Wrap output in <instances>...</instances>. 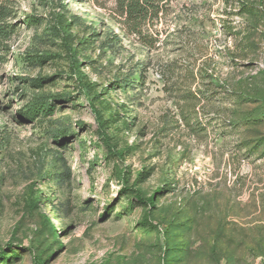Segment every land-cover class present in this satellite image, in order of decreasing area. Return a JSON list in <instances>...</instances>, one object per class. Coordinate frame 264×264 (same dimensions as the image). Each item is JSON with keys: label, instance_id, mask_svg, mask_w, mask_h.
I'll use <instances>...</instances> for the list:
<instances>
[{"label": "rangeland", "instance_id": "rangeland-1", "mask_svg": "<svg viewBox=\"0 0 264 264\" xmlns=\"http://www.w3.org/2000/svg\"><path fill=\"white\" fill-rule=\"evenodd\" d=\"M2 4L16 30L0 55L10 264H264V0H172L143 29L151 44L127 33L118 0ZM39 95L62 98L24 121ZM92 105L118 114L111 147Z\"/></svg>", "mask_w": 264, "mask_h": 264}, {"label": "trees", "instance_id": "trees-1", "mask_svg": "<svg viewBox=\"0 0 264 264\" xmlns=\"http://www.w3.org/2000/svg\"><path fill=\"white\" fill-rule=\"evenodd\" d=\"M172 0H118V11L122 17L123 24L127 30V33L137 37V39L144 44H151V42H147V38L144 35L143 29L145 26L154 23L155 20L160 19V14H164L166 12L168 6L170 5ZM11 17V10L7 5H0V55L6 50L5 43L11 38V36L16 32L15 26L13 24L8 23V18ZM25 23L28 26H35L39 24V20L34 17H28ZM152 42L156 40H151ZM36 61L39 65H44L50 59L48 56H36ZM73 62L72 67L75 69L76 74L79 75V82L83 86V92L87 93L88 96L95 95L92 101H100L104 94H98L95 89V85H92L88 82L85 77V74H82L80 71L81 64L76 62V59L72 56ZM52 78H39L37 80L30 81V85L34 88L42 89L45 87L47 82L52 81ZM130 86V81H116L111 84L110 90H124L125 88ZM109 91L106 90V92ZM61 96H46L39 95L34 97V100L27 106L26 110L23 111V119L26 122H34L39 117H48L51 116L55 111V103L60 101ZM93 110L97 119L99 120V124L102 129V140L107 147H111V136L107 132L109 130V122L115 121V117L118 116L116 112H113V107L108 106V110L110 111V116L108 120H105L103 114L96 109L95 105H92ZM60 132V133H59ZM57 137L63 136L66 137L68 131L64 130L61 132L60 130L57 132ZM56 137V138H57ZM132 191V190H126ZM159 192L157 191L154 196H152L149 200H144L141 197V194L135 192L136 199L139 203H145L149 205L155 204L156 195ZM39 203V200H32L30 205L36 207ZM146 224L152 229L158 230L159 227L149 223L146 219ZM12 245H8L5 250L0 248V264H10L11 261L17 259L18 253L12 250ZM39 264H44L43 261H40Z\"/></svg>", "mask_w": 264, "mask_h": 264}]
</instances>
